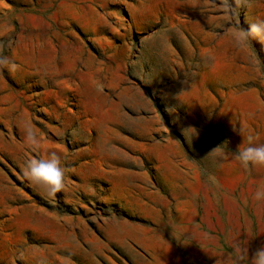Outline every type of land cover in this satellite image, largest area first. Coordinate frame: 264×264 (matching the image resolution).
Listing matches in <instances>:
<instances>
[{
  "label": "rangeland",
  "instance_id": "374dc122",
  "mask_svg": "<svg viewBox=\"0 0 264 264\" xmlns=\"http://www.w3.org/2000/svg\"><path fill=\"white\" fill-rule=\"evenodd\" d=\"M264 0H0V264H233L264 247ZM35 133V143L26 129ZM56 152L49 197L25 162Z\"/></svg>",
  "mask_w": 264,
  "mask_h": 264
},
{
  "label": "clouds",
  "instance_id": "9594fccd",
  "mask_svg": "<svg viewBox=\"0 0 264 264\" xmlns=\"http://www.w3.org/2000/svg\"><path fill=\"white\" fill-rule=\"evenodd\" d=\"M249 36L264 44V19L249 23L248 30L242 33V38L247 39ZM0 65L7 66L9 71L16 67L15 63L6 57H0ZM26 138L29 142L35 143L36 136L32 129H26ZM234 160L245 169L264 167V144H256L255 134L249 133L245 137V146L238 147L234 152ZM22 174L30 184L45 187L49 197L55 196L65 187V171L60 156L54 151L49 152L47 158L28 159L22 168ZM252 198L264 201V183L256 187ZM233 264H264V247L257 249L249 258L247 248L237 246L233 250Z\"/></svg>",
  "mask_w": 264,
  "mask_h": 264
}]
</instances>
